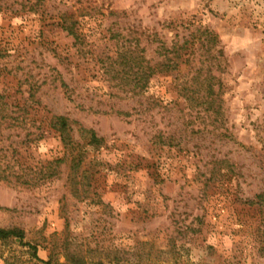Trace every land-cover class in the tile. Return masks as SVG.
I'll return each mask as SVG.
<instances>
[{"label": "rangeland", "instance_id": "rangeland-1", "mask_svg": "<svg viewBox=\"0 0 264 264\" xmlns=\"http://www.w3.org/2000/svg\"><path fill=\"white\" fill-rule=\"evenodd\" d=\"M203 29L217 39L219 115L180 96L198 63L154 75L141 95L120 82L119 54L153 65L160 42ZM53 116L86 149L80 197L66 164L44 175L69 154ZM0 175V227L41 260L264 264V0H0ZM0 264L40 263L9 238Z\"/></svg>", "mask_w": 264, "mask_h": 264}, {"label": "trees", "instance_id": "trees-1", "mask_svg": "<svg viewBox=\"0 0 264 264\" xmlns=\"http://www.w3.org/2000/svg\"><path fill=\"white\" fill-rule=\"evenodd\" d=\"M62 29L68 32L69 35L76 37L73 26H67V24H65V26H62ZM195 32L197 33L196 36L193 35L192 39L184 40L181 44L176 42L170 47H167L163 42H160L157 47V54L160 61L153 65H150V62L145 60L141 55L133 58L134 61L132 63L130 61V56H128V54L131 53H129V51L119 54L117 56L120 59L119 64L123 69H126V71L122 73V75L125 74L124 79L120 82L128 87L130 82L128 83L127 81L131 79L130 81H133L134 84L128 91L133 92L134 95H141L150 78L154 75L177 71L181 65L193 66L198 63L199 66L189 80L190 85L181 88L180 96L184 99L186 106L191 109L200 107L203 113L211 112L215 116L219 115L220 106L217 96L218 92L214 90L216 80L213 75L212 65L209 63L210 54H212L213 49H215L217 39L214 33L208 29ZM196 54L200 57L199 60H195L194 56ZM129 71H133L130 77ZM50 126L58 133L61 144L65 150H69L70 156L69 154L64 155L62 159L56 160V162L53 163L55 167L50 170V174H48L49 172H45L44 175L46 176L47 174V177L58 175L59 172L57 167L61 164H66L70 172L67 182L72 187L73 194L76 197H80V194L75 190V185L78 178L77 174L85 160L86 149H75L73 123L69 121L68 118L64 116H53L50 121ZM78 132L81 138L87 140V147H97L101 145L102 139L97 138L93 131L79 128ZM74 150H76L75 155L73 153ZM0 179H4L3 176L0 175ZM9 238H15L18 243L26 247L38 263L58 264L53 263L51 260L44 261L39 259L36 254V247L23 242L24 234L21 230L0 227V240Z\"/></svg>", "mask_w": 264, "mask_h": 264}]
</instances>
